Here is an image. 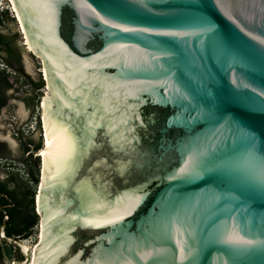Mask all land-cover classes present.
Segmentation results:
<instances>
[{"label": "water", "instance_id": "obj_1", "mask_svg": "<svg viewBox=\"0 0 264 264\" xmlns=\"http://www.w3.org/2000/svg\"><path fill=\"white\" fill-rule=\"evenodd\" d=\"M11 1L48 92L33 264H264V0Z\"/></svg>", "mask_w": 264, "mask_h": 264}, {"label": "trees", "instance_id": "obj_2", "mask_svg": "<svg viewBox=\"0 0 264 264\" xmlns=\"http://www.w3.org/2000/svg\"><path fill=\"white\" fill-rule=\"evenodd\" d=\"M9 22H14V18H10L8 11L0 12V113L6 107L9 97L8 91L14 88V85L19 83V89L27 86L30 89V96L28 105L33 111L34 107L38 105L41 97V90L44 88L42 79L34 80L25 73L22 66L20 47L17 45L20 42V35L16 32L5 34L2 27ZM14 73L12 76L6 70ZM14 80V83L10 81ZM42 103V102H41ZM40 130V123L37 120L36 131ZM17 141L21 145V157L12 160L10 153L4 151L2 160L16 162L23 167L24 174L27 180L16 179L13 176L9 177L7 181L0 180V226L4 222L5 214L8 215L6 227L4 230L6 237H16L19 239H28L32 236L34 229L38 224V216L35 213L34 197L35 187L38 184V165L39 160L34 157V152L40 149V143H36L32 137H26L23 133L18 134ZM3 149V148H2ZM10 184L14 186L10 188ZM32 185L34 188L30 187ZM38 228V227H37ZM14 252L13 259L10 258V252ZM6 259L13 262H20L23 257L18 248L12 244H7L0 240V264H6Z\"/></svg>", "mask_w": 264, "mask_h": 264}, {"label": "rangeland", "instance_id": "obj_3", "mask_svg": "<svg viewBox=\"0 0 264 264\" xmlns=\"http://www.w3.org/2000/svg\"><path fill=\"white\" fill-rule=\"evenodd\" d=\"M5 10L8 11V15L10 16V18H14V14L11 11L10 1L0 0V12ZM1 29L5 34L16 32L20 35V42H18L17 45L20 47L22 66L25 73L34 80H38L39 78L43 80L44 77L41 72L42 67L40 66V61L37 56L31 55L30 49L25 45L24 40H22V36L19 32L16 20L14 19V22H9L5 27L3 26ZM3 68V66H0V69ZM6 71L14 76V73L10 70L7 69ZM10 81L14 83L13 79H10ZM19 83H22L21 79H19V82L14 85V88L12 90L8 91L7 96L9 97V100L6 107H4L0 113V142L5 143L10 149V153L13 154L16 158L21 157V153L19 151V143L16 136L17 130H21L26 137L31 136L32 139L36 143H40V145L42 139L40 137V130L38 129L36 131V125L38 120L41 126L42 114L39 110V105L41 104L42 108L43 103H41V101L39 100L38 105L34 107L32 111L31 106L28 105L29 97H27L31 94L30 89L27 86H23L21 89H19ZM43 93H46L44 88L41 90L40 99H42ZM33 156L35 157V155ZM11 176L16 179L22 178L23 181L27 180L26 175L24 174L23 167L20 164L0 159V180L7 181V179ZM13 186V184H10V188H12ZM29 186L34 188L32 185ZM36 215L38 216L37 213ZM38 233L39 230L36 227L33 231L32 236L28 238L26 243L30 246V248H32L34 244L37 245L39 241ZM10 256V258L12 259L15 256L13 251L10 252ZM11 263V261L6 259V264Z\"/></svg>", "mask_w": 264, "mask_h": 264}, {"label": "bare ground", "instance_id": "obj_4", "mask_svg": "<svg viewBox=\"0 0 264 264\" xmlns=\"http://www.w3.org/2000/svg\"><path fill=\"white\" fill-rule=\"evenodd\" d=\"M10 1V5H11V11H12V13L14 14V17L18 20V22H19V24H20V21H19V19H18V16H17V13H16V11H15V8H14V6H13V3H12V1L11 0H9ZM19 28H20V32L22 33V37L24 38L23 40H24V42H25V45L30 49V51H31V47H30V45L28 44V42H27V39L25 38V35H23V29L21 28V24H20V26H19ZM41 72H42V74H43V77L45 78V80H46V74H45V70L42 68V70H41ZM45 90V89H44ZM46 91V90H45ZM47 93V94H46ZM46 93H45V97L42 99V120H41V123H42V130H43V132H42V134H43V137H42V143H43V147L39 150V152H38V155H39V157L41 158V182H40V184L38 185L39 186V189L41 188V183H42V177H43V160H42V156H41V153H42V151L43 150H45L46 149V138H45V131H44V124H43V114H44V111H45V99L47 98V96H48V92L46 91ZM40 107H41V104H40ZM21 110V109H20ZM38 186H37V188H38ZM36 196V201H38V195H35ZM38 230H39V228H38ZM38 237H39V241L38 242H41V237H42V223H41V228H40V230H39V233H38ZM26 244V246L27 247H25L24 249H23V251H26V250H28V247H30L27 243H25ZM38 244V243H37ZM37 245L36 244H34V246H32V248H30L31 249V252H33L34 253V250H36V247ZM39 247H40V245H39ZM38 247V248H39ZM34 259H35V253H34V255H33V259H32V262L30 263V264H33L34 263Z\"/></svg>", "mask_w": 264, "mask_h": 264}, {"label": "flooded vegetation", "instance_id": "obj_5", "mask_svg": "<svg viewBox=\"0 0 264 264\" xmlns=\"http://www.w3.org/2000/svg\"><path fill=\"white\" fill-rule=\"evenodd\" d=\"M19 132H20V133H23L21 130H17V134H16L17 137H18ZM18 143H19V142H18ZM2 148H3V149H2ZM20 150H21V145L19 144V151H20ZM4 151H7V152L10 153V149L8 148V146H7L5 143L0 142V157L4 156V155H3ZM10 158H11L12 160H15V159H16V157H15L13 154H11V153H10ZM0 159H1V158H0ZM1 160H2V159H1ZM0 209H3V208L0 207Z\"/></svg>", "mask_w": 264, "mask_h": 264}]
</instances>
